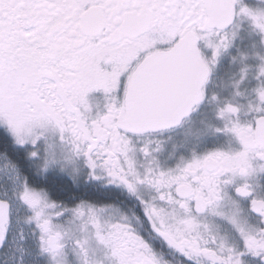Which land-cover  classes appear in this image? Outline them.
Wrapping results in <instances>:
<instances>
[{
	"label": "flooded vegetation",
	"instance_id": "obj_1",
	"mask_svg": "<svg viewBox=\"0 0 264 264\" xmlns=\"http://www.w3.org/2000/svg\"><path fill=\"white\" fill-rule=\"evenodd\" d=\"M227 1L236 17L220 30L209 27L204 0H0V56H18L29 67L19 71L30 106H69L80 116L83 151L70 157L76 160L71 174L86 183L87 208L100 240L109 243V264H264V137L255 129L264 112L242 116L235 148L213 150L208 143L205 150H184L183 129L207 125L211 109L223 105L215 97L214 59L203 51L205 35L222 36L242 15H254L264 27V0ZM190 33L207 68L200 101L179 125L148 132L118 125L119 117L129 116L131 96L143 113L154 105L169 111L178 106L173 99L185 90L172 79L189 74L176 70L189 69L190 58L174 59L179 65L152 59L138 67ZM18 202L23 235H30L32 246L25 220H37V254L59 252L63 233L47 212L52 206ZM0 223V252L9 261L19 238L10 233L11 216L1 201Z\"/></svg>",
	"mask_w": 264,
	"mask_h": 264
},
{
	"label": "rangeland",
	"instance_id": "obj_2",
	"mask_svg": "<svg viewBox=\"0 0 264 264\" xmlns=\"http://www.w3.org/2000/svg\"><path fill=\"white\" fill-rule=\"evenodd\" d=\"M253 18L254 15L240 16L235 27L222 36L212 33L205 35L202 44L203 51L214 59L216 75L213 78L218 88L215 97L221 96L223 105L211 109L212 117L207 120V125L194 131L183 129V132L188 134V143L184 144V150L193 152L197 151L195 149L205 150L208 143L215 144L213 150L235 148L236 132L246 120L242 116H256L258 112H264V27L262 23ZM13 57L15 59L12 61L11 57L4 61L3 56H0V123L14 136L17 144L27 151L34 165L41 168L55 163L62 169L63 167L69 169L66 171L74 174L76 169L72 167V164L76 163V160L72 161L70 157L77 159V155L72 156V154L83 151L82 137L78 131L83 126L80 116H77L73 107L69 106L55 109L46 106L48 107L46 111L31 107L25 94L28 91L27 86L24 87L22 84L25 77L20 76L22 72L19 71L24 61L19 63V57ZM25 66L29 69L27 65ZM244 84L247 99L240 101L235 95L237 92L244 93L241 87ZM47 111L51 117L46 115ZM61 133L63 134L60 135ZM0 155L6 157L3 154ZM7 165L8 162L5 159H0L2 180L0 186L14 183L11 189L15 193L16 207L19 206L18 197L29 208L50 204L49 206L52 207L47 212L52 214L54 227L63 233V245L59 252H50L47 255L40 251L39 256L35 249L38 247L37 233L33 228L37 220L29 217L25 223L29 224L35 247L28 243L30 235L26 232L25 242L15 241L16 248L13 247L9 261L5 257L6 251L0 252V264H13V262L17 264L21 257L25 264L36 262L44 264L47 261L60 263L62 260L72 259L78 264H109V243L100 240L101 232L94 227V222L91 221L95 218L92 214L89 215L87 203H77L73 209L62 206V204L58 205V202L51 200L40 189L25 182L16 168L9 170L10 178L4 180L2 175L9 173ZM0 201L10 206L7 201L3 199ZM15 214L20 220L18 208ZM8 215H10L9 210ZM22 218L24 219L23 215ZM100 218H98L99 221ZM100 225H103L101 221ZM13 235L17 238L16 233ZM3 239V226L0 223V242ZM75 241H78L80 246L74 244ZM36 256L38 261H36Z\"/></svg>",
	"mask_w": 264,
	"mask_h": 264
},
{
	"label": "water",
	"instance_id": "obj_3",
	"mask_svg": "<svg viewBox=\"0 0 264 264\" xmlns=\"http://www.w3.org/2000/svg\"><path fill=\"white\" fill-rule=\"evenodd\" d=\"M205 7L208 14V25L209 27L217 29H225L232 25L235 20L236 13L235 7L232 3L227 0H204ZM197 37L190 34L184 35L179 42L169 49V51H162L159 53L152 54L144 59V63L141 64L138 69L146 66L152 59L164 60L172 59L171 65H179V63H174L173 60L180 57L190 58L186 63L189 69H178L176 73L189 74L181 79H172V82L178 83L177 88L183 87L185 91L181 95L175 97V101L178 106L171 111L166 110L164 107L159 105H154L152 108L148 109L147 113H143V108L141 102L138 99H134L132 96L129 98V116L119 117L117 123L127 130H133L135 132H148L151 130H159L166 127H171L172 125H179L183 118L189 114V110L200 101L201 93L200 87L207 75V69L201 63L196 47ZM149 64L148 66H150ZM169 65V64H163ZM138 69L135 73V77H138ZM187 94V96H186ZM172 105V104H171ZM152 110V111H151ZM151 111V112H150ZM257 131V136L264 137V117H260L257 120L255 127ZM53 245H50L53 250L58 248L56 240H52Z\"/></svg>",
	"mask_w": 264,
	"mask_h": 264
},
{
	"label": "trees",
	"instance_id": "obj_4",
	"mask_svg": "<svg viewBox=\"0 0 264 264\" xmlns=\"http://www.w3.org/2000/svg\"><path fill=\"white\" fill-rule=\"evenodd\" d=\"M244 93L237 92L235 97L246 101L245 84L241 86ZM241 95L242 97H240ZM0 154L6 155L12 166H16L24 181L30 186L40 189L51 200L63 201L68 206L87 201L86 183L84 180L72 178L71 173L62 170L58 164H48L46 167L34 165L27 151L17 144L14 136L0 123Z\"/></svg>",
	"mask_w": 264,
	"mask_h": 264
},
{
	"label": "built area",
	"instance_id": "obj_5",
	"mask_svg": "<svg viewBox=\"0 0 264 264\" xmlns=\"http://www.w3.org/2000/svg\"><path fill=\"white\" fill-rule=\"evenodd\" d=\"M7 177L9 176L8 173H4ZM1 184V183H0ZM0 199H3V201H7V203L10 205V209L9 212L11 215H15L14 211L16 208V202H14V198L12 197V195L7 191V189H4L3 186H0ZM10 199V200H9ZM9 200V201H8ZM15 221H17V219H14ZM19 234H21V231H19ZM21 260V259H20ZM19 260V262H20ZM24 264V263H23Z\"/></svg>",
	"mask_w": 264,
	"mask_h": 264
}]
</instances>
